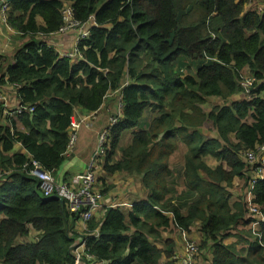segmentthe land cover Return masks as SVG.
Instances as JSON below:
<instances>
[{"label": "trees", "instance_id": "trees-1", "mask_svg": "<svg viewBox=\"0 0 264 264\" xmlns=\"http://www.w3.org/2000/svg\"><path fill=\"white\" fill-rule=\"evenodd\" d=\"M68 5L77 21L86 23L93 15L97 22L79 42L84 59L78 63L35 38L59 31ZM7 22L32 35V41L12 66L0 56V85L16 84L21 105L34 110L17 114L24 131L13 119L11 125L0 124V264L75 263L81 217L64 200L43 195L41 182L30 174L31 161L56 176L66 159L75 108L96 112L110 92L122 107L109 129L104 169L141 176L149 194L133 203L131 236L124 234L131 228L120 208L110 207L102 220L87 223L86 232L98 230V237H86L94 261L164 264L162 258L175 254L173 242L161 249L150 238L158 241L171 227L191 233L199 224L200 249L212 255L208 264H264V222L261 239L242 230L245 238L238 244L244 241L247 251L224 243L238 226L247 228L255 220L244 191L257 164L247 163L245 153L264 144V85L247 93L241 72L248 68L257 82L264 80L260 0H13ZM241 91L251 99L215 106L209 113L202 109L209 98L227 102ZM206 120L220 140L186 136L184 175H173L170 158L179 138ZM128 134L131 141L122 147ZM18 143L29 155L14 152ZM207 156L222 164L212 169ZM243 172V197L232 202L231 186ZM180 185L186 189L179 191ZM254 195L264 213V179Z\"/></svg>", "mask_w": 264, "mask_h": 264}, {"label": "crops", "instance_id": "crops-1", "mask_svg": "<svg viewBox=\"0 0 264 264\" xmlns=\"http://www.w3.org/2000/svg\"><path fill=\"white\" fill-rule=\"evenodd\" d=\"M249 7L250 5L247 8ZM37 21L39 24H42L43 19L39 17ZM85 24L86 27L90 29L93 26H97L95 16L92 15ZM77 34L78 33L75 30H69L66 32L57 31L48 36L36 35L35 38L37 40H42L45 44L55 48L56 51L62 57L70 58L72 63H78L82 61L84 57L78 51L79 43H77ZM31 36L32 35L29 34L24 35L19 30L13 29L8 24L7 20L0 19V56L3 58L6 67L12 66L16 63V54L22 49L26 48V46L32 41ZM66 54H69V56H66ZM241 73H242V77L244 78H254V76L250 73V70L248 68H245L244 71H242ZM185 75H188L186 71H185ZM258 86L259 84L256 86V89L262 87V86L261 87ZM261 89H263L264 92V87ZM250 99L251 97H248L243 91H241L240 93L231 97L230 100H228L227 102L216 97L209 98L207 99V102L202 105V109L204 110L205 113H209L215 106L225 105L226 103L229 104L232 101H243ZM21 102L22 101L21 98L19 97L18 88L16 84L6 82L5 84L0 85V124L11 125V120L13 119L15 122H17V127L20 130L22 131L25 130L23 125L18 121L17 114L19 113H13L15 110H17L20 107ZM108 105L111 107L119 106V108H121L122 104L120 103V98L115 92L109 93L108 98L105 101V104L101 107L100 110L96 112L87 113L81 107L75 108L74 110L75 114L73 116L77 118L79 126L72 127L71 125L72 134L71 132L70 134L71 136L73 134H76L79 137V139L77 137V140L75 141L73 146H71V144L69 143L68 150L65 153L66 159L60 165L56 177L58 180H65L67 182H70L73 176H75L80 172L85 171L88 165L90 164V162L93 161L94 162L93 170L96 179V184L94 189L97 193H100L101 203L107 206L104 209V211L100 212V214H97L95 212L96 214L94 218H96L97 221H100L105 217L108 208L110 207L120 208L121 212L125 215L126 224L131 228L130 231H127L124 234L131 236L135 232V227L131 224V220H130V213L133 211V207H134L133 203L147 200L149 191L145 188L141 176L137 174L130 175L124 172L109 174L104 169V160L106 154L100 155L99 153V149H98L99 136L101 132L105 130V128L109 127L110 129L113 125H115L118 121V116L121 115V111L118 115H116L115 112L107 109L106 107ZM112 118H117L115 124L111 122ZM106 125L108 126L106 127ZM180 125L181 124L178 122L177 126ZM208 127H210L213 131V133L210 135H208ZM188 130L189 131L187 134L179 138L178 149L170 158V167L174 171L173 175H177V176L184 175V169L186 166V157L188 152L186 136L194 134L197 135V137L203 140L204 142H206L211 138L220 140L218 131L216 130L213 123L209 120H206L205 123L199 128L189 127ZM232 140L235 143L237 142V140L234 137L232 138ZM127 146L128 144L126 145V147ZM14 152L29 155L26 149L19 143L15 145ZM177 154L180 155V159L176 161L175 155ZM121 158H122L121 152H117L115 154V159L120 160ZM204 161L212 169H216L217 167H219V165L222 164L220 159L214 156H207L204 158ZM223 165L225 166L226 169H229L225 163H223ZM0 170H1V165H0ZM101 170L107 175V177L103 175ZM262 171H263L262 174L264 176V166L262 168ZM201 175L204 178L206 177L203 173H201ZM117 176H120L125 183L122 185H116V184H112L111 181H109V179H115ZM245 177H246V173L243 172V175L241 177L238 176L233 181V185L231 187L235 189L236 193H234L231 190L234 196L231 200L232 202L239 200L240 198L243 197L242 191L240 190L239 192V190L236 189V186L240 183L245 184ZM103 186H107V187H103ZM103 188L107 189L106 193L102 192ZM178 189L179 191H183V189H186V186L180 185ZM139 192L142 195H145L146 198L136 199L134 194ZM262 225L263 224L258 225L259 230H262L263 228ZM196 226L198 227L196 228ZM86 227L87 225H85L82 221L79 222L77 225V229L81 232H83L86 229ZM198 229H199V224L195 225V227L192 228L191 233L187 232L188 234L187 237H189V239L190 237L193 239L199 238L201 241L202 233ZM242 230H250L251 232L253 230L252 224L249 225L247 228L243 226H238L237 229L232 231L231 236L224 239V243L227 245H235L240 252H243L244 250L247 251L248 247L244 241L238 244V242L242 240V238H245L244 234L242 233L243 232ZM168 240H171L173 242L175 254L171 259H167L166 257H164L168 260V263L163 262V258L161 262L164 264H179L176 256V252L180 253V255L183 254L185 247V240H186V237L181 232H174V234L172 235H169L167 232H165L162 234V238H160L158 241H155L154 239L150 238L151 243L158 245L159 248L161 249H164ZM207 251L209 253V250ZM208 257L210 258L208 260L212 259L211 253L208 254Z\"/></svg>", "mask_w": 264, "mask_h": 264}, {"label": "built area", "instance_id": "built-area-1", "mask_svg": "<svg viewBox=\"0 0 264 264\" xmlns=\"http://www.w3.org/2000/svg\"><path fill=\"white\" fill-rule=\"evenodd\" d=\"M10 10V2L8 0H0V19L7 20L8 11ZM64 25L58 32H66L69 30H75L77 34V43L87 38L90 35V28L86 27L85 23L77 21L73 16V9L71 5L66 6L63 11ZM42 35V34H40ZM69 56V54H66ZM242 86L247 93H251L250 88L259 84L258 87L264 85V80L261 83L257 82L255 78H242ZM122 107V106H121ZM34 110L33 106H23L15 110L13 113H20L22 111ZM117 118H112L111 122L115 124ZM72 127H78L79 123L75 116L71 118ZM109 136V127L105 128L99 136L98 149L100 155L106 154L105 143ZM76 141V134H73L70 139L71 146ZM245 160L249 164H257L252 176L244 191V198L247 203L248 213L255 219L252 223L253 235L261 239L262 235L258 229V225L264 222V213L259 210L254 204V190L257 182L264 179L262 174V168L264 166V144L257 146L255 150H251L245 153ZM28 165V164H27ZM30 174L37 178L41 182V188L44 196H57L59 199L66 202L67 208L71 213L78 214L81 217V221L87 225L92 220L103 206L100 199V193H97L94 189L96 179L94 175V162L91 161L87 169L73 176L70 182L65 180H58L57 177L49 171L42 168L40 163L36 160L31 161ZM96 212V213H95ZM193 228V227H192ZM88 228L81 233V235L74 242L72 253L75 257L74 264H88V261H94L91 254L88 252L86 246V237L93 233L98 237V230L94 232H86ZM180 232L186 237L184 252L181 256H178L179 264H196L200 256V246L195 241L189 239L187 231L181 229ZM264 247V244H262ZM92 264V263H90ZM96 264H106L105 262L96 261Z\"/></svg>", "mask_w": 264, "mask_h": 264}, {"label": "rangeland", "instance_id": "rangeland-1", "mask_svg": "<svg viewBox=\"0 0 264 264\" xmlns=\"http://www.w3.org/2000/svg\"><path fill=\"white\" fill-rule=\"evenodd\" d=\"M260 3L261 4H264V0H260ZM252 5H254V4H252ZM107 109H109V110H112L113 112H115V114L116 115H118L119 114V106L118 107H116V106H114V107H111V106H107L106 107ZM108 125H106V127H107ZM213 133V131H212V129L210 128V127H208V135H210V134H212ZM77 135H76V140H77ZM215 137H217V136H215ZM78 139H79V137H78ZM130 139H131V135H128L124 140H123V142H122V147L123 146H126L127 144H129V141H130ZM98 144H99V142H98ZM178 159H180V155L179 154H177V155H175V160L177 161ZM102 171V170H101ZM102 173H103V175L105 176V177H107V175L102 171ZM102 175V174H101ZM100 175V176H101ZM99 176V175H98ZM103 178V177H102ZM113 180V181H112ZM109 181H111V183L112 184H116V185H122V184H124L125 182L123 181V179L120 177V176H117L115 179H109ZM96 184V183H95ZM243 183H240V184H238L237 186H236V189H238L239 190V192H240V190L242 189V187H243ZM103 187H107V186H103ZM232 191L234 192V193H236L235 192V189L233 188L232 189ZM238 192V193H239ZM135 195V197H136V199L137 198H146V196L145 195H142L140 192L139 193H135L134 194ZM103 206L101 207V209L97 212V214H100V212L101 211H104V209L107 207L106 205H104V204H102ZM198 226H196V228H197ZM174 232H180L179 230H176V229H173V227H171L168 231H167V233L169 234V235H172V234H174ZM33 237V236H32ZM190 239L191 240H193V241H195L197 244H199V246H200V239L198 238V239H193V238H191L190 237ZM30 240V239H29ZM208 251H206V250H201L200 249V256H199V258H198V260H197V262H196V264H208V263H210V260H208V259H210L209 257H208ZM176 256L178 257V256H181L180 255V253H178V252H176ZM163 262H165V263H168V260L166 259V258H163ZM91 263L92 264H96V261H91Z\"/></svg>", "mask_w": 264, "mask_h": 264}, {"label": "water", "instance_id": "water-1", "mask_svg": "<svg viewBox=\"0 0 264 264\" xmlns=\"http://www.w3.org/2000/svg\"><path fill=\"white\" fill-rule=\"evenodd\" d=\"M9 2L13 1V0H8Z\"/></svg>", "mask_w": 264, "mask_h": 264}]
</instances>
